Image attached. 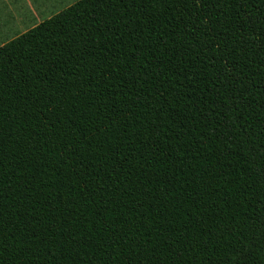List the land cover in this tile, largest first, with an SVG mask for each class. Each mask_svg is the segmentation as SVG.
I'll return each instance as SVG.
<instances>
[{
    "label": "trees",
    "instance_id": "obj_1",
    "mask_svg": "<svg viewBox=\"0 0 264 264\" xmlns=\"http://www.w3.org/2000/svg\"><path fill=\"white\" fill-rule=\"evenodd\" d=\"M0 264H264V0H79L1 46Z\"/></svg>",
    "mask_w": 264,
    "mask_h": 264
},
{
    "label": "crops",
    "instance_id": "obj_2",
    "mask_svg": "<svg viewBox=\"0 0 264 264\" xmlns=\"http://www.w3.org/2000/svg\"><path fill=\"white\" fill-rule=\"evenodd\" d=\"M58 1L0 0V47L45 21L42 17ZM37 20L38 23L35 24Z\"/></svg>",
    "mask_w": 264,
    "mask_h": 264
},
{
    "label": "rangeland",
    "instance_id": "obj_3",
    "mask_svg": "<svg viewBox=\"0 0 264 264\" xmlns=\"http://www.w3.org/2000/svg\"><path fill=\"white\" fill-rule=\"evenodd\" d=\"M38 1H42V0H38ZM79 0H59L58 2H54V8L49 11L48 14H45L42 17V20L47 19L48 17L55 15L57 13H59L60 11H62L63 9L73 5L74 3H76ZM35 24L38 23V20L34 22Z\"/></svg>",
    "mask_w": 264,
    "mask_h": 264
}]
</instances>
